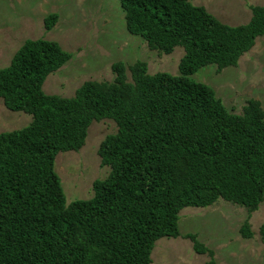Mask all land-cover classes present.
<instances>
[{
  "label": "trees",
  "instance_id": "obj_1",
  "mask_svg": "<svg viewBox=\"0 0 264 264\" xmlns=\"http://www.w3.org/2000/svg\"><path fill=\"white\" fill-rule=\"evenodd\" d=\"M119 1L126 30L151 50L183 48L179 74L151 75L145 61H117L111 82L85 81L72 97L47 95L46 77L72 54L52 40L23 42L0 69L5 108L32 116L29 125L0 132V264H150L157 240L180 235L183 208L222 198L252 213L264 199L261 103L249 99L232 113L191 78L207 65L220 72L238 64L264 35V4L250 6L247 23L230 26L188 0ZM56 20L48 14L45 29ZM105 119L116 132L97 153L109 173L93 181L89 199L67 204L54 159L80 150L91 123ZM239 232L252 238L248 219ZM259 237L264 244V221ZM184 238L209 257L205 264H217L195 235Z\"/></svg>",
  "mask_w": 264,
  "mask_h": 264
},
{
  "label": "rangeland",
  "instance_id": "obj_2",
  "mask_svg": "<svg viewBox=\"0 0 264 264\" xmlns=\"http://www.w3.org/2000/svg\"><path fill=\"white\" fill-rule=\"evenodd\" d=\"M203 6L221 23L237 26L251 17L250 6L264 0H188ZM51 13L57 20L50 30L44 18ZM27 39L56 41L72 57L57 71L49 74L42 86L47 95L72 97L85 81L111 82V65L121 61L126 66L145 61L149 74L166 72L178 75L183 48L175 47L169 54L151 50L137 35L128 33L119 0H0V69L6 67L14 53ZM128 79L130 78L127 71ZM191 78L208 85L226 109L241 114L249 99H256L264 110V35L238 60L220 72L214 64L200 68ZM32 120L25 112L11 111L0 100V132L21 129ZM116 132L111 120L93 121L88 127L85 143L78 151L59 152L54 171L60 178L66 203L89 199L92 183L109 173L100 164L98 148L101 141ZM248 219L252 238L245 239L239 229ZM264 221V199L257 210L219 198L208 207H185L178 214L176 238L162 237L151 251L150 264H205L209 257L193 251V234L214 252L217 264H264V244L259 227Z\"/></svg>",
  "mask_w": 264,
  "mask_h": 264
}]
</instances>
